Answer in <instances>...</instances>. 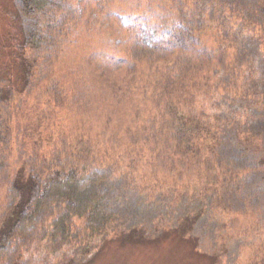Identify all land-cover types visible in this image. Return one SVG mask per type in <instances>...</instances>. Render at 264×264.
Masks as SVG:
<instances>
[{
  "label": "trees",
  "instance_id": "obj_1",
  "mask_svg": "<svg viewBox=\"0 0 264 264\" xmlns=\"http://www.w3.org/2000/svg\"><path fill=\"white\" fill-rule=\"evenodd\" d=\"M62 4L61 0H20L21 14L33 22L27 33L28 44L40 47L48 37L47 31L58 28L56 13ZM204 5L205 15L174 18L159 35L143 31L132 42L129 55L120 60L123 65L114 69L118 72L124 68L125 74L114 75V82H120L121 87L104 101L117 106L126 118L132 117L127 119L130 130L134 129L133 123L135 127L138 124L139 136L134 137L135 141H126L135 146L139 141L156 139L167 150L168 156L162 162L174 170L172 175L167 174L176 180L179 199L172 209L171 224L149 227L141 223L120 238L135 242L179 241L204 264H237L242 244L261 236L264 212L250 207L253 197L240 195L245 186L242 171L226 165V155L236 142L261 154L264 163V130L248 127L242 113L240 117L230 114L231 104L227 105L228 111L224 110V102L230 97L222 101L216 95L220 89L239 85L240 80L242 86L236 92L250 104H264V77L254 90L242 88L254 78L243 62L248 44L252 42L257 51L264 53V0H204ZM49 9L54 15H47ZM210 24L219 30L211 44L203 35ZM242 40L246 45L241 44ZM231 46H242L238 55L229 51ZM28 74L24 67V72L17 75L16 91L26 89ZM125 91H130L129 95ZM151 93L155 102L151 105L150 97H138ZM236 99L231 97L233 103ZM246 100L240 99L243 110ZM201 104H206L209 111H196ZM12 136V118L4 117L0 107V148ZM85 146L90 149V145L78 142L75 152L83 153ZM90 152L96 150L91 148ZM77 158H81L79 154ZM80 160L74 163L58 159L49 164L33 159L16 171L0 215V264H25L23 253L28 243L46 226L45 238L60 244L76 245L89 236L103 237L110 232L120 210L114 202L109 173L89 166L88 159ZM196 184L201 186L199 190H194ZM241 202L245 204L242 211L235 207ZM248 211L256 212V224L247 230L233 225V232L229 231V221L234 223ZM201 219L216 223L199 229ZM232 244L237 248L234 253L230 252ZM258 251L249 264H264L263 246Z\"/></svg>",
  "mask_w": 264,
  "mask_h": 264
},
{
  "label": "rangeland",
  "instance_id": "obj_2",
  "mask_svg": "<svg viewBox=\"0 0 264 264\" xmlns=\"http://www.w3.org/2000/svg\"><path fill=\"white\" fill-rule=\"evenodd\" d=\"M19 2L0 0V98L7 97L0 100V107L4 117L12 118L13 131L10 142L0 148V215L6 207L16 171L33 159L49 164L58 159L74 163L88 159L89 166L101 167L109 173L114 202L120 210L109 233L103 237L89 236L76 245L45 238L43 232L47 226L43 227L23 253L25 264H204L179 241L135 242L120 238L123 232L141 223L149 227L171 224L172 209L179 199L174 187L176 180L170 176L174 170L162 162L168 156L167 150L156 139L148 143L139 141L133 146L132 140L139 136L138 124L135 127L133 123L134 129L130 130L127 119L132 117L126 118L117 106L104 101L121 87L120 82H114V75L125 74L124 68L118 72L114 69L120 63L123 65L120 60L129 55L137 36L143 31L159 35L174 18L205 15L204 0H61L63 4L56 13L60 24L57 29L47 31L48 37L38 48L27 42L33 22L31 17L21 14ZM51 14L54 15L49 9L47 15ZM217 32L218 28L210 24L203 33L209 44ZM241 44L246 45L245 40ZM241 48L231 46L229 51L238 55ZM247 48L243 62L248 64L247 72L254 78L242 88L252 91L263 81L264 53L257 51L252 42ZM24 67L29 71V80L26 89L18 92L17 75L24 72ZM238 86H242V81L230 90H218L216 98L222 97L220 100L224 101L230 97L224 102V110L231 104L230 114L240 117L242 113L248 127L264 130V104H250L236 92ZM144 96L150 97V105L155 103L152 93L138 95ZM231 97H237V102L233 103ZM240 99L246 100L244 110ZM205 105L197 106L196 111H209ZM81 141L96 153H88L87 146L83 153L75 152ZM236 144L228 151L225 164L242 171L245 186L240 195L253 197L250 207L264 212L262 156ZM78 154L81 158H77ZM198 185L194 190L200 189ZM235 207L242 211L245 204L236 203ZM255 213L248 211L234 223L229 221L228 230L250 229L256 224ZM215 223L201 219L198 228ZM261 232V236L253 237V242L242 244L237 264H249L251 256L260 247L264 249L262 227ZM232 245L230 252L234 253L237 248Z\"/></svg>",
  "mask_w": 264,
  "mask_h": 264
}]
</instances>
